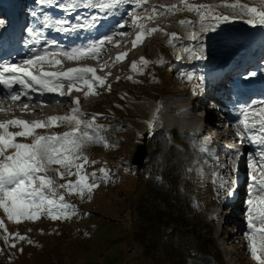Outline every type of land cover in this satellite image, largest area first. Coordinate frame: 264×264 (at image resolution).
Here are the masks:
<instances>
[{
	"label": "rangeland",
	"instance_id": "obj_1",
	"mask_svg": "<svg viewBox=\"0 0 264 264\" xmlns=\"http://www.w3.org/2000/svg\"><path fill=\"white\" fill-rule=\"evenodd\" d=\"M175 1L145 0L141 2L139 8H136L140 14L139 21L136 22L139 25L132 29L126 28V33L132 39H135L137 33H145L142 40L137 42V46L140 45L133 50L135 59H125V63L123 61L113 63L101 70L98 76L104 77L105 82L102 86L95 87L100 88V94L85 96V92H88L87 86L76 84L78 89L82 90L84 99L92 98L96 102L88 112H83L86 115L80 116V119L90 121L94 114H98L93 122L94 127L88 131L99 138L98 142L94 139L93 142L84 145L82 151L89 162L83 165L81 174L91 181V174L95 172L98 186L90 194L86 191L83 196L78 192L68 193L65 189H59L64 194L65 201L75 206V213L68 218L53 220L45 214L40 215L35 221L23 219L16 223L9 221L3 209H0V220L4 222V227L0 228L2 252L0 264H170L164 259L155 261L150 257L145 242L140 243L138 235L140 239L142 235L136 229V207L143 200L145 193L151 192V196H158L154 189L158 184L163 186L161 189H171V193L177 196L172 200L182 211L185 223V232L178 241H186L191 246L189 254L191 264H258L252 258L250 248L246 249L243 239L238 242L237 239H233L234 241L226 243L217 238L219 225L224 231L234 230L236 226L222 223L224 214L230 211L228 207L224 213H219L217 219L215 211L224 203L225 190L220 187L222 176L228 178L226 187H229L235 181L234 175L228 177L222 174L217 177L211 167L205 168L202 172L204 164H195L197 162L191 133L177 129L168 131L159 123L156 132L149 131H154L156 119L160 122L161 117L177 115L174 108L159 112L160 104L177 105L180 102L178 103L176 99L189 100L190 93H194L191 86L198 82L201 75L199 70L205 68L204 64L212 61L222 63L224 56L226 61L233 59L235 54H239L238 49L249 43L246 36L253 39L255 37L249 46L256 50L264 49V25L249 24L247 21L252 19L251 16L238 9L220 6L224 3H234L236 0H182L179 3ZM239 2L258 8L264 7L262 5L264 0H239ZM188 5H208L212 8V12L202 20L200 12L189 10ZM212 15L235 19L216 21L210 18ZM180 21L192 23L182 24ZM149 29L157 30L149 32ZM243 29L246 33L241 35L239 32H244ZM172 33L177 34L179 38H171ZM182 38H188L190 41L177 45L176 42ZM196 38L202 40L195 48L196 56L195 54L193 56L192 49L189 52L187 50ZM128 42L129 40L125 44L126 47L129 46ZM143 45H145L146 57L141 51ZM159 47L167 52L161 51ZM112 52L120 54L121 50L112 49ZM141 58H144L145 62L141 61ZM149 58H156L159 61L165 58L166 61L161 64L156 63L155 60L147 62ZM172 59L176 61H171ZM263 59L257 62L262 63ZM133 61L137 62L136 68L132 67ZM177 90L180 94L176 93ZM79 93L80 91L73 94L77 96ZM140 94L141 98H134ZM157 100H159L157 106L159 108H156L158 114L153 110ZM193 103L198 104L195 99L192 100ZM106 112L117 116V119L121 115L127 117L133 125L132 129L122 127L121 122L112 124V129H98L106 126L98 118L104 115V121L108 123L111 121V117ZM197 112L193 111L192 114ZM138 117H141V121ZM73 127H75L73 123L65 121L59 124L56 130L49 128L39 130L43 134L50 135L64 133ZM125 129L123 136L130 141L129 146L126 147L125 143L122 145L121 148L126 155L119 156L120 159L115 160L114 163L118 161L125 163L124 168L116 166L117 169L124 171L131 166L132 173L125 172L127 175L119 185L113 182L106 184L107 175L100 172V169L105 168L97 159H101L100 155L105 153L110 145L114 149L115 144L110 142V139H106L110 138L108 133L99 131L115 130L121 133ZM172 136L182 138L185 144H179ZM20 138L24 140L23 143L31 142L32 139V137L15 139L19 142ZM141 144H144L146 153L141 166L136 168V163L132 162V155L137 151L136 159L140 157L143 151L139 147ZM117 149L118 147L114 152ZM90 161L95 163L91 164ZM78 162L82 163V161ZM52 167H59L64 171L62 166ZM162 169L164 172L161 176L158 173ZM72 171L75 173L74 168ZM188 172V176L183 179L182 176ZM48 175L55 177L58 185L69 181L75 183L78 179L75 174L60 177L54 172H49ZM262 175L264 171L260 176ZM241 216L239 211L238 217ZM246 228L248 231V224ZM9 233H18L26 239L19 240L15 236H9ZM244 239L247 240L246 236ZM12 244H15V247H11ZM228 246H231L232 252L237 255L232 257L233 260L225 253L230 249L226 248ZM219 257L221 261L218 260Z\"/></svg>",
	"mask_w": 264,
	"mask_h": 264
},
{
	"label": "snow or ice",
	"instance_id": "obj_2",
	"mask_svg": "<svg viewBox=\"0 0 264 264\" xmlns=\"http://www.w3.org/2000/svg\"><path fill=\"white\" fill-rule=\"evenodd\" d=\"M41 6L57 7L65 11L69 15L77 12L78 9L96 10L92 14H86L81 17L76 16V23L64 18L46 17L48 23L44 24V28H51L62 33H76L78 30L93 29L102 26L105 16L113 15V10L121 5L134 4L135 7L128 12L131 16L133 24L139 19L133 13L136 8L141 6V0H37ZM221 7H231L239 10L244 14L252 17L248 20L249 24L259 23L264 25V7H255L240 3L236 0L234 3H224ZM174 7V6H173ZM189 10L200 12L203 20L208 13L212 12V8L208 5H188ZM203 10V11H202ZM33 16L37 15L33 11ZM216 21H228V16L212 15L210 17ZM180 23H192L191 21H180ZM6 22L0 20V28H4ZM126 24L121 23L118 27H125ZM143 27V26H141ZM157 29H149L148 31H156ZM34 31V30H30ZM207 31V29H205ZM122 34V33H121ZM145 33L136 34L133 46L140 42ZM171 38L178 39L177 34H170ZM40 39H44L40 35ZM113 35L109 34L101 39L94 40L90 44L73 47L65 50L58 47L56 50H50L49 45H56V41H45L44 50L36 52L23 59L19 63H2L0 62V85L8 89H12L13 85H20L19 93L12 91L9 99L13 102L19 101L21 97L28 95V90L44 93H56L64 96L61 90L63 82H68V94H70L76 83L86 85L87 96L95 87L102 86L105 82L104 77L95 74V70L83 66L69 68L65 71L51 72L44 71L42 68L38 72H33L30 68L39 67L44 63L59 64L61 61L57 59L62 56L69 60L80 59L82 57H96L104 48L106 42H111ZM171 42V41H170ZM126 53L118 54L116 59H122ZM144 61V58H141ZM133 68L137 67V62L133 61ZM92 73L90 79L85 78L86 73ZM254 75V73L249 74ZM247 78V77H246ZM203 80V77H201ZM79 91L80 89H75ZM110 90V88H109ZM41 103H45L41 101ZM79 98H73V108L71 114L67 116H50L46 121L34 120L25 121L18 118L0 121V209H3L9 221L19 223L23 219L35 221L40 215H47L51 219H63L75 213V206L65 201V196L59 189H65L68 193L78 192L81 196L87 191L89 194L98 186L96 173L91 174L92 180L89 181L85 175H82L83 165L88 163L87 156L83 154V147L87 143L98 142L99 138L94 137L88 129L94 127L93 122L96 115L92 116L90 121L80 119V116L86 115L79 107ZM28 104L24 105V109H28ZM250 109L244 110L247 118ZM259 118V122L264 126V109L259 113L253 112L252 118ZM65 121L73 123L75 127L69 131L60 134H38L35 129L58 126ZM244 125L243 129L237 128V135L243 139L244 132L249 130V125L245 120L240 121ZM18 128V131H10L9 127ZM254 127V125H253ZM16 137H32L30 143L17 142ZM264 144V140L261 141ZM264 157V153H261ZM251 159V157H250ZM78 161H82L78 162ZM95 163V161H91ZM53 165L62 166L64 171L59 167L53 168ZM251 166V165H250ZM75 169L73 173L72 169ZM234 170V169H233ZM264 171V169H261ZM49 172H54L57 176L75 174L78 179L75 183L69 181L64 184H57L55 177L49 176ZM101 173L107 175L106 169H100ZM248 199L247 203V223L248 232L245 236L249 242L251 256L258 264H264V175L259 178L249 173ZM228 182L222 181L220 187L223 188ZM233 194L232 189H228V195ZM4 227L3 220H0V228ZM5 231H7L5 229ZM15 236L19 240H25L26 237L16 234H8ZM11 247H15L12 244Z\"/></svg>",
	"mask_w": 264,
	"mask_h": 264
},
{
	"label": "bare ground",
	"instance_id": "obj_3",
	"mask_svg": "<svg viewBox=\"0 0 264 264\" xmlns=\"http://www.w3.org/2000/svg\"><path fill=\"white\" fill-rule=\"evenodd\" d=\"M9 7H5L3 10H9ZM45 13H47V11H43ZM49 17L52 18H61L62 16H53L48 14ZM45 22L48 23L47 18L45 17L44 19ZM37 27V25H36ZM46 29V28H45ZM126 29V28H123ZM122 33V34H121ZM43 35V37L45 38L46 36V30L43 31H37V33L34 36H30L27 39L30 41V45L32 46H26L25 50L27 52L30 51H40L42 49L41 43H42V39H40V35ZM119 35L122 36L123 38H115V42L111 43L110 45L105 44L103 49L108 48H120L122 50L123 53H126V56L122 59H116L117 56H113V52L112 51H107L104 52V54L100 55L99 59L96 58H89V57H82L80 59H74V60H69L66 59L62 56H58L57 59H59L61 61V63L59 64H50V63H44L42 64V66L45 68L44 71H51V72H60V71H65L69 68H75V67H83V66H87L90 67L92 69L95 70V74L98 76L99 72L101 70H104L108 65L113 64V63H118V62H124L125 59L127 60H134L135 59V53H134V49L135 47L132 44L131 41V37L126 38V30H122L119 32ZM96 37H99V34H97ZM130 40L131 41V47H126L125 44L126 42ZM200 38H196L193 40V44L191 45L190 48H188L187 52H189L190 49L192 48H196L200 43H201ZM188 41H190L188 38H182L179 39L178 42H176V44H183V43H187ZM45 42V41H43ZM65 44L67 43V40L64 41ZM83 40H80L79 42H72L73 45L71 48L73 47H79L80 45L83 44ZM64 49V47H62ZM145 45L142 46V50L145 57H146V53H145ZM159 49L164 52H167V50H165L164 48L161 49V47H159ZM131 51H133L131 53ZM152 60H155L156 63L161 64L162 62H165L166 59L164 58L163 60H157L156 58H149V60H147V62H151ZM171 61H176L175 59H172ZM154 62V63H155ZM125 63V62H124ZM51 68V69H50ZM34 69V68H33ZM34 72H38L37 70H34ZM88 75L85 76L86 79H90L92 77V73H86ZM77 84V83H76ZM74 85V89L73 91L70 93L72 94L69 95L68 94V82L64 81L63 82V87H62V91L65 93L64 96H60L59 94L53 93L51 95H41L34 101H30L28 103V109H24V103H23V99H20L19 101L13 102L11 99L4 97V93L2 91H0V121L1 119L5 116V115H9L11 118L13 119L12 115L10 114H15L16 116H20L23 117L25 121H34V120H41V121H46L48 117L50 116H67L70 115V111L73 108L74 104H73V98H79V109L82 112H88L90 110L91 107H93L95 105V101L92 98H85L83 97V95L81 94V89L79 90L80 93L75 96L73 93L74 92H79L75 89H78L77 85ZM18 87L16 85H13V88L11 89V91H15L17 90ZM101 90L100 88H95L94 91L90 92L88 95H93L96 96L98 94H100ZM176 93L180 94V92L177 90ZM200 91H198L196 94H193L191 97H198L200 94ZM254 93V92H253ZM203 96L200 95L199 97ZM254 97H259V95H254ZM160 100V98H159ZM41 101H44L45 103H41ZM93 102V104H90V102ZM176 101L179 102H188V101H184L183 99H176ZM162 103V102H161ZM189 105L187 106V109L182 108V111L187 112L189 115L187 117H179L178 115H174L172 117H161L160 118V122L157 120L155 123V131H157V126L158 123L161 124L163 126V128L167 129L168 131H173L174 129L179 130L181 132H185V133H191L192 134V138H193V143L194 144H199L201 142L202 139V135H204L207 130H212L213 132L217 133L218 131H220V129H214V122L212 121V116L209 115L208 113H206L205 117H201L200 113L199 114H190L193 111H197L196 109L198 108V105L195 104H191V102H188ZM81 105V108H80ZM160 108H159V112H164L166 111L165 109H170L168 108L169 104H160ZM175 111V110H174ZM156 113L158 114V109H156ZM258 122H259V118H258ZM260 123V122H259ZM259 123H254L252 124V129H255L257 126H260ZM254 125V127H253ZM12 128V131L15 132L17 131L15 127H9ZM48 127L45 128H38L35 129V131H40L41 129H46ZM40 129V130H39ZM51 129L56 130L55 126H52ZM232 139V138H230ZM215 140H217L216 136L214 135L212 138V142L210 143V145H205L203 144V153L200 152L199 148H195L194 153L195 155L201 154V157H204L208 160L209 165L211 167V169L213 168V172L215 173V176H220L222 174H226L229 176L232 175V173H234L233 170V165L230 164L227 161V156H221L218 157V162H213L212 161V156L219 153L221 150L218 148V144L215 143ZM21 141V138L19 140V142ZM129 140H127V145L126 147L129 146ZM210 147L213 148H218V149H214L211 150ZM117 153L119 154V156L121 157H125L124 155H126L124 149H119L116 150ZM115 151V153H116ZM106 157H104V161L107 167V180L108 182H114L117 180V178H119L120 175V171L118 170H114V167L119 165V167L124 168L123 165L125 163H114L112 162V160L110 159V157H112V150H107L106 151ZM198 159V158H197ZM99 162L102 161V159H97ZM91 162V161H90ZM126 168V167H125ZM228 178L226 176H222V181H227ZM221 181V182H222ZM228 183L225 185L227 186ZM220 201V200H219ZM227 205H224V203H222L216 211V214L218 213H224V210L227 209ZM232 208V207H231ZM225 218H227V220H231V224L230 225H237L238 226V220L237 217L235 216V213L232 211H227L226 214H224ZM229 217V218H228ZM214 218V217H213ZM215 223V221H214ZM216 224V223H215ZM219 227V232L217 234V238H219L220 240L225 241L226 243H228L227 239L224 238V229L222 227ZM236 231H239V228L237 227ZM230 236L233 237V231H229L228 233ZM224 238V239H223ZM230 243V242H229ZM226 248H230L231 246H228Z\"/></svg>",
	"mask_w": 264,
	"mask_h": 264
},
{
	"label": "trees",
	"instance_id": "obj_4",
	"mask_svg": "<svg viewBox=\"0 0 264 264\" xmlns=\"http://www.w3.org/2000/svg\"><path fill=\"white\" fill-rule=\"evenodd\" d=\"M244 32H239L241 35H243L245 32V29H243ZM134 98H141L140 96H134ZM141 101V100H139ZM137 102V100H136ZM159 100H157L156 103H154V113L156 112V108L158 106ZM107 113V112H106ZM111 118L110 123L104 121V115L102 118H98L101 120L103 124L106 126L104 128H98V129H112L111 125L114 123H120L121 126H126L128 130H131L133 125H131V122H129L127 117H123L122 115L120 118L117 119V116H114L110 113H107ZM157 114V113H156ZM114 116V117H112ZM136 118V116H134ZM139 121H141V117H138ZM127 121L128 123H125ZM157 121V119H156ZM152 123V120H151ZM156 123V122H155ZM155 125V124H154ZM123 130L119 132L113 130V131H99L101 133H108L110 135V142H114L115 147L119 150L121 149L122 145L125 143V146L127 145V139L123 136V132L126 131ZM155 131V128H153ZM149 131V132H154ZM172 138L176 141H178L179 144L184 145L185 140L182 138H179L178 136H172ZM114 147V149H116ZM113 146L110 145L105 150V153L100 155V158L102 159L101 163L104 166L105 169H107L104 157H106V151L112 150ZM114 149L112 150V157L115 156L112 159V162L115 160H119V154L114 152ZM85 154H89V152H85ZM97 157V156H96ZM120 161L116 162L119 163ZM92 164V163H91ZM128 164V161H127ZM54 166V165H53ZM132 167L129 166L127 171L119 170L117 167H114V170L120 171L119 178H117L116 181L113 183L119 185L121 181L123 180L124 176H126V173H132L131 171ZM126 172V173H125ZM164 169H162L158 174L163 175ZM148 180V176H147ZM109 182H106V184ZM111 183V182H110ZM166 184L168 185V181H166ZM113 187V186H111ZM163 187L162 185L158 184L157 187H154L155 192L158 194V196H151L150 193H145L143 195V200L137 205L136 211H137V220H136V229L138 232L141 233L142 238L140 239V236L138 235L140 243L145 242V246L148 249V252L150 253V257L154 259L155 261H160L164 259L167 263L170 264H191L190 263V250L191 246L186 241H178L179 238L183 237V234L185 231V223L183 222V214L182 211L176 207L174 204V200L177 196L171 193V189H161ZM192 188V187H191ZM182 230V231H181ZM189 252V253H188ZM0 253H2L0 251ZM3 257V255L1 256ZM6 258V257H5ZM7 259V258H6ZM10 259H8L9 261ZM221 261V257L218 259Z\"/></svg>",
	"mask_w": 264,
	"mask_h": 264
},
{
	"label": "water",
	"instance_id": "obj_5",
	"mask_svg": "<svg viewBox=\"0 0 264 264\" xmlns=\"http://www.w3.org/2000/svg\"><path fill=\"white\" fill-rule=\"evenodd\" d=\"M139 147H141L142 148V153H141V155H139L140 157L138 158V159H136V157H137V151L132 155V162L134 163H136L135 165H136V168H139L140 166H141V164H142V161H143V158H144V156H145V151H144V144H141Z\"/></svg>",
	"mask_w": 264,
	"mask_h": 264
}]
</instances>
